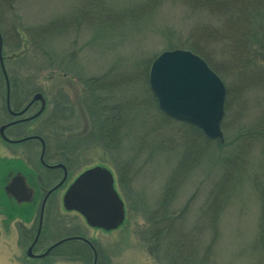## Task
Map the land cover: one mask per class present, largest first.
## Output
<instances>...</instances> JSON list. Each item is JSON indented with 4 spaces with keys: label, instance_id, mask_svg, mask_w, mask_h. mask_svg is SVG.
<instances>
[{
    "label": "rangeland",
    "instance_id": "1",
    "mask_svg": "<svg viewBox=\"0 0 264 264\" xmlns=\"http://www.w3.org/2000/svg\"><path fill=\"white\" fill-rule=\"evenodd\" d=\"M188 4L181 0H0L5 53L21 52L26 43L22 54L6 61L12 82L22 95L33 89L46 93L50 105L44 118L52 113L54 102L59 105L58 118L47 135V161L69 158L68 182L88 167H107L125 212L115 229L91 227L79 214L63 208L60 190L49 197L41 221V195L28 210L25 204L10 206L0 189V264H42L26 256L18 234L21 227L34 231L39 220L48 229L57 225L65 229L63 223L69 221L72 229L96 242L98 264H168L163 248L154 249L148 221L162 203L177 216L172 227L182 237L190 236L194 244L193 255L180 264H264V242L258 241L261 192L252 184L255 178H264V138L251 136L264 120V89L260 88L264 63L263 70L255 65L253 72L248 71L255 85L247 87L239 83L242 76L238 78L235 71L240 67L231 62L227 49L220 44L211 49L210 60L229 88L222 139H203L180 122L165 119L146 92L142 70L166 49L167 37L172 33L185 37L195 22L210 20ZM94 77L101 82L113 79L112 101L126 111L119 125L124 137L117 143L122 177L106 145L84 133L91 124L80 104L87 88L83 81ZM25 145L0 140V178L9 169L24 168ZM31 149L33 166L38 147ZM220 180H224L222 191L215 188ZM215 196L224 204L212 228L207 220ZM46 260L47 264H84L65 257Z\"/></svg>",
    "mask_w": 264,
    "mask_h": 264
},
{
    "label": "trees",
    "instance_id": "2",
    "mask_svg": "<svg viewBox=\"0 0 264 264\" xmlns=\"http://www.w3.org/2000/svg\"><path fill=\"white\" fill-rule=\"evenodd\" d=\"M181 2L186 5L189 3L188 5L193 8V12L207 15L210 20L195 22L185 37L178 34V36H176V34L172 33V35H169L167 40H165L166 45L164 49L184 48L191 50L201 56L209 67L219 75L220 72L217 70L218 68L212 60H210V53L212 52L211 49L213 47H217L216 45L220 44L222 47H225L229 55L232 56L231 62L240 67L239 70L235 71L238 78L242 76L239 79V83L242 82L243 84H246L247 87L255 85V82L253 81L254 78L253 76H250L249 72H253V67L255 65L256 68L263 70L264 0H181ZM170 33L171 32L169 31L168 34ZM24 45H26V43H24ZM152 59L148 61L146 69L142 70L146 83V92H148L149 98H151L156 111L160 115H162L165 119L178 121L166 115L159 109L155 96L149 88L148 71ZM219 76L221 77V74ZM83 83L86 84L87 88L83 91L80 104L82 108H84L85 113L89 115V121L91 124L87 127V130L84 133L87 137L92 134L95 136V138L92 139H97V141L103 142L106 145L114 157V166L122 177L121 170L124 169V167L120 157L117 156V143L122 141L124 137V135H122L121 128L119 129V125L123 123L122 119L126 111L122 106L115 105L112 101L115 82H113V79L101 82L98 78L94 77L84 80ZM225 88L226 95L229 97V88L227 85ZM260 88L264 89V85L262 83ZM226 108L227 103L225 97L224 110ZM55 111L57 113L58 109ZM129 118L130 117H128L127 120H129ZM262 118L264 119V115ZM178 122H180L181 125L192 129V133L201 136L203 139L209 140L202 134L201 130L197 126L190 125L182 121ZM258 126L259 127H256L255 129L256 133L253 132L251 136L264 138V120L262 123H259ZM84 133L83 135H85ZM86 135L84 136L85 138H87ZM218 143L220 144L221 142L218 141ZM121 177H119V179L122 182ZM221 183H224V180H220L215 188L221 189L222 191L224 189V185ZM252 184H255V190L261 192L259 194L261 200L258 222L260 225L258 241L263 244L264 178H255ZM165 197L167 196L165 195ZM167 199L168 198H165V200ZM214 199L217 201H214L213 203L210 201L212 211L209 219L207 220L208 226H211L212 228H214L213 226L215 224L217 214L220 212L219 210L223 208L224 204V201L222 202L220 198L215 196ZM165 205L166 204L162 203L160 205L161 207L157 208V210L159 209L157 213L148 218L152 229V232H150L151 239L156 245L154 248L155 250H158V246H161V249L163 248V252H165L166 255L165 261L168 264H180L181 262H184L183 260L187 256L193 255L194 244L190 236L182 237L176 228L172 227L177 224V216L172 212H167V208L164 209ZM212 239H214V236H210L208 241L212 242ZM86 248L87 247L85 246H79L77 248V256H72L73 253L70 252L68 254L71 256H65V258L69 260L80 259L84 262V264H91L89 256L91 253L87 251Z\"/></svg>",
    "mask_w": 264,
    "mask_h": 264
},
{
    "label": "water",
    "instance_id": "3",
    "mask_svg": "<svg viewBox=\"0 0 264 264\" xmlns=\"http://www.w3.org/2000/svg\"><path fill=\"white\" fill-rule=\"evenodd\" d=\"M21 52L12 54L11 57ZM1 70L8 90L7 75L2 62ZM148 84L159 109L165 114L199 127L204 136L209 139H222L220 123L224 113L225 86L220 77L199 55L183 48L162 50L151 61ZM38 97H42V95L36 92L31 101ZM6 99L8 101V91ZM4 126L0 127V133L9 142H20L35 137L28 136L8 140L2 132ZM43 151L44 145L41 148L40 160L45 163L42 158ZM58 165L60 164H53L51 167ZM60 182L46 192L41 204L40 220L48 193ZM3 191L8 198L13 197L17 205L31 203L34 199L33 189L27 185L25 177L20 171L14 172L12 175L7 173ZM62 204L65 209L80 213L89 226L104 230L116 228L124 218L123 201L114 189L112 173L100 165L85 169L74 179L63 194ZM68 238L75 237H67L53 243L41 255H45L53 246ZM83 239L93 248L88 239ZM31 246L27 249L29 255H33ZM93 254V264H96L94 248Z\"/></svg>",
    "mask_w": 264,
    "mask_h": 264
},
{
    "label": "flooded vegetation",
    "instance_id": "4",
    "mask_svg": "<svg viewBox=\"0 0 264 264\" xmlns=\"http://www.w3.org/2000/svg\"><path fill=\"white\" fill-rule=\"evenodd\" d=\"M0 37H1L0 90L2 89L1 90L2 95L0 94V100L2 99V104H0V116L1 113L3 114V117L0 118V127L2 125H5L2 129V132L3 135L8 140L19 139L28 136H35L17 142L20 144L26 142V145L24 147L26 148L27 153L24 155L25 158L23 159L21 158V160L23 161L24 168L16 167L14 169L8 170L7 173H11L12 175L14 172L20 171V173L24 175L27 185L33 189L34 199H36L38 195L39 196L41 195L40 204L46 192L51 187H53L62 180L56 188H54L48 193L45 201V203H47L49 197L56 195L58 192H60V190H62V196H63L69 184L75 179V177L79 173L71 181L68 182L67 180L69 179V175H71L70 165L68 163L69 158L63 155L61 159L57 158L56 161L53 162L47 161L46 159V151L48 148L47 135L49 133V130L53 129L51 125L54 123V120L58 118L57 116L58 112L56 113L55 110L57 109L59 110V105H57V103L54 102L51 108L52 113L44 118L43 114L46 113L50 105V100L47 97L46 93L33 89L30 90L27 95L21 94V90L17 89L14 85V82H12V79L10 78L9 72L6 67V61L9 58H14L15 56L13 55L11 57L13 52H11L10 54L5 53L3 32L1 30H0ZM1 62L5 68V72L7 75L8 90H7L5 77L1 70ZM7 91H8V101L6 99ZM36 92H40L42 97H38L37 99L31 101L33 94ZM40 109L41 111L39 112ZM0 140L6 144H17L15 142H9L5 140V138H3L1 133H0ZM35 145L36 147H38V153L36 158L37 162H35L32 166L31 161L33 155L31 154L32 151L31 148L32 146ZM42 145H44L42 158L45 163H42V161L40 160ZM64 148H65L64 146L59 147V149H63V150ZM57 163L60 165L56 167H51V165ZM8 199L15 203L13 197H10ZM41 221L37 222L34 231H32L33 230L32 228L24 229V227H21L22 228L21 230L17 229L20 237L19 239H21L24 243L25 254L27 257H29L32 260H36V259L41 260L42 264H47L46 259L48 257L63 258L65 256H71L68 254L70 252L73 253L72 256H77V250H78L77 248L79 246H85L89 248V250L91 251L90 256L92 257V260L94 256L93 255V248H94L96 252V264H98L99 259L95 245L96 242H94L93 239H89L93 248L88 243L84 242V240L81 238H68L66 240H63L59 244L53 246L51 249L48 250V252L45 255H41L43 252L47 250L48 247H50L53 243L60 241L61 239L67 237H75V236L85 237L81 233H79L78 230L72 229L71 227L72 224L69 226L70 224L69 221L67 223H63L65 229H62L61 227H59L60 225L57 224H55V226L57 225V227H59L60 229L57 227L55 229H50V228L48 229L43 226ZM63 230H65V232ZM43 244L45 245L43 246ZM29 246H31V252L33 255L27 254V249L29 248Z\"/></svg>",
    "mask_w": 264,
    "mask_h": 264
},
{
    "label": "bare ground",
    "instance_id": "5",
    "mask_svg": "<svg viewBox=\"0 0 264 264\" xmlns=\"http://www.w3.org/2000/svg\"><path fill=\"white\" fill-rule=\"evenodd\" d=\"M66 191V190H65Z\"/></svg>",
    "mask_w": 264,
    "mask_h": 264
}]
</instances>
